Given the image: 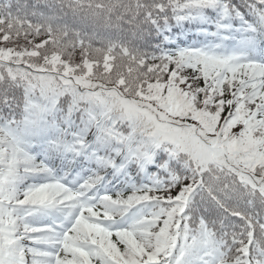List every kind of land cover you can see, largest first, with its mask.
<instances>
[{
  "label": "trees",
  "instance_id": "trees-1",
  "mask_svg": "<svg viewBox=\"0 0 264 264\" xmlns=\"http://www.w3.org/2000/svg\"><path fill=\"white\" fill-rule=\"evenodd\" d=\"M222 2H160L162 10L156 24L151 25L149 21L144 22L141 15L145 5L156 3L125 0L122 6H116V14L123 20L125 35L122 36L120 31L98 26L102 5H97L95 0H29L28 7L0 0V39L4 37L0 45V264H47L50 260L47 234L56 220L48 219L44 210L48 208H43L35 196L39 187L63 177L69 166L84 170L82 173L76 170L82 179L79 189L99 180L105 182L103 201L106 203L97 209L108 213L118 212L110 206L114 202H133L171 190L174 198L165 200L160 209L161 217L153 222L155 225L113 233L111 240L118 250L125 249L119 237L121 232L138 235L139 240L155 248L164 243L165 225L171 229L178 222L185 227L181 230L182 238L190 242L200 234L202 241L190 242L182 249L184 256L176 255L174 260L169 257L164 261L161 258L159 264H264V252L260 254L258 247L250 251L241 245L228 246L225 259L223 236L211 227L215 225L221 230L226 227L224 221L231 220L238 211L219 201L216 205L213 198L203 197L195 183L204 173L196 166L192 155L189 159L185 154L176 158L163 140L151 136L153 129L143 116L131 121L112 104V99L107 101L112 107L94 101L101 86L122 90L154 83L165 84L170 89L173 80L180 79L177 90L181 93L164 95L158 90L162 94L159 95L152 87L149 96L153 97L147 102L157 104L159 119L173 120L176 110L167 108L168 98L178 96L180 120L192 128L190 131L197 132L198 137H194L205 149L211 148L221 156L231 140L224 137L227 138L231 130V134L246 130L241 125L233 129L222 125L224 137L216 134L217 142H214L215 131L211 133L219 128L222 114L233 107L232 96H239L235 81L240 82L243 73H230L219 84L210 83L205 74L196 71L179 78L169 71L167 56L177 48L211 46L210 51L213 50V39L204 42L202 31L212 24L218 32L226 22L233 21L229 13L214 14V4ZM258 9L264 12V6ZM198 31L200 36L192 34ZM8 41L16 42V46H7ZM142 75L144 77L140 78ZM193 112L200 114V121L189 120ZM204 120L210 121L209 129L202 125ZM127 138L130 141L126 144ZM255 156L253 164L261 166L264 146L255 151ZM151 163L157 168H152ZM164 163L173 178L180 177V183L158 190L149 185L142 170L159 171L160 167H165ZM88 167L91 170H87ZM123 169L127 176L121 175ZM164 175L168 176L165 172ZM263 178L261 174H254L255 180ZM192 190L195 195H189ZM199 201L210 206V215L203 212L195 216L190 211L191 206L200 205ZM115 218H119V214ZM213 218H218L219 224L214 223ZM73 230L66 245L77 235ZM66 245L54 264H62L69 258ZM94 262L118 264L103 253H99Z\"/></svg>",
  "mask_w": 264,
  "mask_h": 264
},
{
  "label": "rangeland",
  "instance_id": "rangeland-1",
  "mask_svg": "<svg viewBox=\"0 0 264 264\" xmlns=\"http://www.w3.org/2000/svg\"><path fill=\"white\" fill-rule=\"evenodd\" d=\"M11 4L16 2V5L22 7H28L29 0H8ZM85 1V0H83ZM97 5H102V12L99 16L98 24L99 27L109 28V29H122L123 20L120 16L116 14V6H122L125 0H95ZM156 3L152 6L145 5L142 12V20L144 22L149 21L151 25L156 24V17L159 11L162 10L160 2H168L169 0H146ZM177 1H187V0H177ZM223 4H220L225 9H237L233 7V2L239 4H244L248 0H222ZM239 5V7L241 6ZM124 23H128L124 20ZM115 31V30H114ZM124 35V33H122ZM9 40V39H8ZM4 43V37L0 39V45ZM7 46L14 47L16 42L8 41ZM14 49H11L13 51ZM165 53V52H164ZM169 59L168 68L170 72H174L177 77L184 78L186 73L189 71H196L205 74L210 80V83L215 82L216 84L222 83L231 73L241 71L243 73V78L237 83L239 96H232L233 107L229 112L226 110L219 121L217 127L218 129L211 130V133L215 131L216 135L221 133L224 137L223 128L226 125H230L232 129L237 126L245 127L246 130H241L235 134H231V131L227 138L228 149L219 156L210 149H203L202 143L195 138L198 137L197 132H192V128L187 127L185 121L180 120V98L175 95H171L168 98L167 108L176 110V117L173 120L165 117L159 119L157 104L152 102V104L147 101L152 97L151 94L152 87L155 88V93L162 95L161 93L169 94L175 92L177 94L181 93L177 90L180 85L179 80L175 79L172 82V87L168 89L165 84L157 85L154 83L146 84L141 87L140 84L133 86L131 89L116 90L112 88H107L101 86L100 90H97L95 95H104L108 97H114L120 104V106L125 110V114L128 116L141 115L143 116L151 125L154 130L152 134L155 138L163 140L166 144H169L173 148H176L181 153L185 154L188 158L192 155L193 161L198 168L206 171L205 179L210 185L218 187L219 191L224 195L229 197L232 201H236L238 204H246V200L252 196L255 197L256 201L260 205H264V178L260 182H256L254 179V174H261L264 176V163L261 166L255 165V151L264 145V94L263 90H260L262 86L261 82H264V65H259L256 62L250 61L253 65L240 66L243 60L237 57L235 54L222 53V52H189L187 54L181 53V56H167ZM211 68V72L206 73L207 68ZM214 73V76L212 75ZM144 77L142 75L140 78ZM158 90L161 93H158ZM162 105V102H160ZM189 117V120L200 121V114L193 112ZM190 122V121H188ZM207 129H209L210 121H201ZM151 127L149 130H151ZM253 132V134L250 133ZM217 136V135H216ZM233 138V139H232ZM219 140L218 136L214 138V141ZM197 149L194 154L191 153ZM251 168H249V166ZM167 167L164 168L165 173L172 177L168 173ZM162 177L161 173H158L152 179L153 182L160 181ZM167 180V179H166ZM163 184V182H162ZM153 188H157L155 185H151ZM262 194L263 196H260ZM192 195H195V191ZM202 194H200L201 196ZM154 197V196H152ZM161 201L160 204L164 205V200L173 199L174 196L171 191L161 192L157 196ZM77 195H72L62 184L60 183H50L39 187L38 194L35 199L41 202H52L53 204H58L61 207H65L69 204L70 208L82 207V200H85ZM148 197L140 198L146 199ZM214 203L219 205L216 198H213ZM136 201V200H135ZM200 205H195L190 207V211L194 213L195 216L206 212L209 214L210 206L206 205L203 201H199ZM241 206L238 205L237 209ZM102 211L86 212V216H83L79 220L73 232L75 231L77 235L74 236L73 242L64 246H67L69 252V258L62 264H95V257L99 253H103L112 261H116L118 264H140L152 260L154 253L148 249L149 245L146 244L145 240H139V236H132L127 232H121L119 237L121 241L125 244V249L123 251L118 250L112 243L110 233L103 229L101 225L98 224V220L104 219L109 216V213L105 209ZM243 211V210H242ZM244 212V211H243ZM210 215V214H209ZM213 222L219 224L218 218H213ZM241 222L243 227L238 225ZM224 226L230 228L231 226L237 229V235L241 233L244 229V225H249L246 218H243L242 214H238L232 217L231 220L224 221ZM168 224L165 225L163 231L166 232ZM241 229V230H240ZM156 232L153 231V235ZM243 234V233H242ZM241 234V235H242ZM260 237L264 240V227L263 232L260 233ZM50 236L47 237L49 239ZM167 237H165V240ZM68 241V240H67ZM164 245L159 244L158 248H162ZM157 248V249H158ZM95 255V257H94ZM167 257H164L161 261H164ZM53 261L49 260L47 264H54ZM171 260H174L172 258Z\"/></svg>",
  "mask_w": 264,
  "mask_h": 264
}]
</instances>
